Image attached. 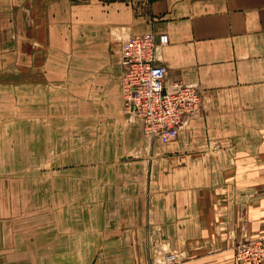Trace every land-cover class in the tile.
Instances as JSON below:
<instances>
[{"label":"crops","instance_id":"1","mask_svg":"<svg viewBox=\"0 0 264 264\" xmlns=\"http://www.w3.org/2000/svg\"><path fill=\"white\" fill-rule=\"evenodd\" d=\"M146 32L169 35L167 88L205 98L167 144L124 112L122 40ZM244 235L264 237V0H0V264H244Z\"/></svg>","mask_w":264,"mask_h":264},{"label":"built area","instance_id":"2","mask_svg":"<svg viewBox=\"0 0 264 264\" xmlns=\"http://www.w3.org/2000/svg\"><path fill=\"white\" fill-rule=\"evenodd\" d=\"M168 44V34L146 32L126 35L121 51L124 112L142 121L147 139L164 144L177 139L187 117L197 112L205 100L194 86L178 84L175 91L167 88V68L155 63V52ZM235 251L240 261L264 264V237L244 236L236 242Z\"/></svg>","mask_w":264,"mask_h":264},{"label":"rangeland","instance_id":"3","mask_svg":"<svg viewBox=\"0 0 264 264\" xmlns=\"http://www.w3.org/2000/svg\"><path fill=\"white\" fill-rule=\"evenodd\" d=\"M235 258H236V254H235ZM238 263H244V264H251V263H249V262H245V261H240V260H238L237 258L235 259ZM253 264V263H252Z\"/></svg>","mask_w":264,"mask_h":264},{"label":"water","instance_id":"4","mask_svg":"<svg viewBox=\"0 0 264 264\" xmlns=\"http://www.w3.org/2000/svg\"><path fill=\"white\" fill-rule=\"evenodd\" d=\"M244 236H245V235H244ZM167 252H169V253H170L169 255H171V254H172V251H170V250H169V251H166L165 253H167Z\"/></svg>","mask_w":264,"mask_h":264}]
</instances>
